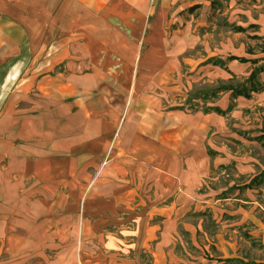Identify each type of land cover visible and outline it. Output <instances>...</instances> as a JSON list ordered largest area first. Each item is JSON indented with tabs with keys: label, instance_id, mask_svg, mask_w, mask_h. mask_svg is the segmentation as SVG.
<instances>
[{
	"label": "crops",
	"instance_id": "0c3cea01",
	"mask_svg": "<svg viewBox=\"0 0 264 264\" xmlns=\"http://www.w3.org/2000/svg\"><path fill=\"white\" fill-rule=\"evenodd\" d=\"M211 8L204 0H0V264H172L180 200L208 161L213 116L188 112L183 97L206 83L197 90L205 108L224 111L235 93L221 88L230 70L264 61L244 43L231 53L200 33ZM39 12L49 15V75L36 62L24 72L7 64L37 61L31 43L22 52L25 43L11 37L31 30ZM255 68L263 85L264 65L245 79ZM47 76L44 90L61 95V112L35 101ZM49 112L59 117L53 128Z\"/></svg>",
	"mask_w": 264,
	"mask_h": 264
},
{
	"label": "rangeland",
	"instance_id": "374dc122",
	"mask_svg": "<svg viewBox=\"0 0 264 264\" xmlns=\"http://www.w3.org/2000/svg\"><path fill=\"white\" fill-rule=\"evenodd\" d=\"M204 1L212 8L205 24H198L200 33H210V39L216 43L218 39L227 42L228 52H235V47L244 43L245 48L257 51L259 57L264 55L260 54L264 52V0ZM197 10L195 15L199 18L200 9ZM29 22L31 30L26 29L25 24L11 38L25 43L22 52H27L31 43L32 51L37 52V61L7 64H21L24 72L29 64L36 62L37 73L49 75V15L32 14ZM250 23L256 25L248 26ZM232 25L248 26V30L235 33ZM6 48L9 49L8 45ZM10 48L13 52L18 47L11 45ZM262 65L264 61L256 64L250 61L239 75L230 70L229 81L225 83L239 88L246 81L250 68ZM257 78L264 82V73L258 74ZM213 82L214 87L221 84V81ZM58 83L59 79L54 81V84ZM205 85H192L183 97L188 112L208 111L213 116L205 140L208 161L199 172V182L180 200V211H177L174 223L175 255H168L167 262L264 264V91H254L248 97L236 91L229 94L224 111H212L205 108L206 95L197 93ZM39 87L35 101L51 102L61 112V95L51 98L44 90L49 88V76L39 83ZM179 98L167 94L171 102L179 101ZM28 102L26 99L22 106H27ZM51 113L55 112H49V128L60 124L55 119L59 117Z\"/></svg>",
	"mask_w": 264,
	"mask_h": 264
},
{
	"label": "trees",
	"instance_id": "16d2710c",
	"mask_svg": "<svg viewBox=\"0 0 264 264\" xmlns=\"http://www.w3.org/2000/svg\"><path fill=\"white\" fill-rule=\"evenodd\" d=\"M229 58L230 59L236 58V59H239L240 61H245L246 60L245 58H242V57L237 58L235 56H229ZM260 70H261L260 68H255V70H253L251 72L250 76L244 82V83H249V87H248V85H246V84L243 83V84H241V85L238 86L239 88H237V87L235 88V87H233L231 85L223 86L221 88H224V89H233V90H235V92L236 91H239L238 92L239 94H241L243 96H246V97L249 96V90H253V91L264 90V84L261 85V84H258L256 82V73L259 72ZM215 110H218V109L215 108ZM262 173H264V171Z\"/></svg>",
	"mask_w": 264,
	"mask_h": 264
}]
</instances>
